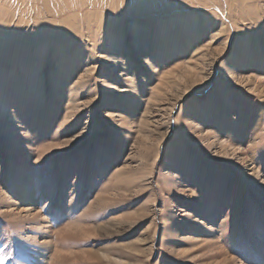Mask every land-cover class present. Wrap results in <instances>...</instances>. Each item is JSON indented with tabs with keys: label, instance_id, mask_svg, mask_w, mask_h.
<instances>
[{
	"label": "rangeland",
	"instance_id": "1",
	"mask_svg": "<svg viewBox=\"0 0 264 264\" xmlns=\"http://www.w3.org/2000/svg\"><path fill=\"white\" fill-rule=\"evenodd\" d=\"M221 262L264 264V0H0V264Z\"/></svg>",
	"mask_w": 264,
	"mask_h": 264
},
{
	"label": "bare ground",
	"instance_id": "2",
	"mask_svg": "<svg viewBox=\"0 0 264 264\" xmlns=\"http://www.w3.org/2000/svg\"><path fill=\"white\" fill-rule=\"evenodd\" d=\"M223 261V260H222ZM228 262V261H227ZM220 264H222V262L220 263ZM224 264V263H223Z\"/></svg>",
	"mask_w": 264,
	"mask_h": 264
}]
</instances>
